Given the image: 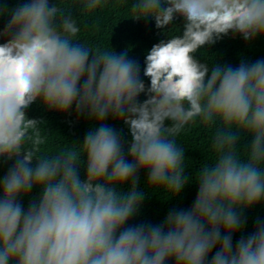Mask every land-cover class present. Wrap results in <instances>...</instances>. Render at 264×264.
Returning <instances> with one entry per match:
<instances>
[{
    "label": "clouds",
    "instance_id": "obj_1",
    "mask_svg": "<svg viewBox=\"0 0 264 264\" xmlns=\"http://www.w3.org/2000/svg\"><path fill=\"white\" fill-rule=\"evenodd\" d=\"M105 3L0 0V160L13 161L0 177V264H264V220L233 244L244 210L264 203V59L196 58L229 34L264 36V0H130V18L169 37L145 55L147 86L127 51L80 38V17ZM176 19L182 31L169 29ZM34 102L94 123L82 142L50 150L54 133L26 115ZM193 125L207 134L193 205L130 224L147 194L142 170L145 188L168 196L190 182L179 138Z\"/></svg>",
    "mask_w": 264,
    "mask_h": 264
},
{
    "label": "trees",
    "instance_id": "obj_2",
    "mask_svg": "<svg viewBox=\"0 0 264 264\" xmlns=\"http://www.w3.org/2000/svg\"><path fill=\"white\" fill-rule=\"evenodd\" d=\"M5 2L7 7L12 8L20 0H5ZM129 3L130 0H106V3L94 13L81 16L79 36L90 44L106 49L112 47L118 54L127 51L128 57L139 63L141 78L147 86L149 80L142 74L145 55L153 44L169 37L166 31L155 27L152 18H130ZM7 19L8 16L0 17V28H3ZM173 27L182 31V21L180 19L174 20L169 29ZM201 51L204 55L200 54ZM196 58L201 61L210 59L218 64L233 67L238 66L241 61L252 63L257 59H264V36H258L249 41L229 34L214 44L206 45L203 49L198 50ZM144 98L143 94L139 97L141 100ZM25 111L28 118L40 120L46 132L54 133L48 141L50 150L61 147L65 142H82L94 123L85 116H77L74 109L70 110L69 113H59L46 109L39 102H34ZM105 123L120 131L125 140L130 138L127 126L122 121L109 118ZM179 139L185 145L184 155L190 162L186 169L190 182L185 185L180 193L168 196L163 191L146 189L147 174L142 170L138 175V189L144 190L147 194L137 215L129 221L130 224L151 223L155 225L162 223L169 212L187 210L193 205L198 191L195 176L205 159L207 134L199 125H193ZM12 164L13 161L0 160V177L7 173ZM84 174L85 169L81 165L80 175L82 178ZM127 187L124 185V190H127ZM38 195L39 189L34 188L31 193L21 198L22 206L27 208L29 202L38 198ZM242 215L245 220L243 231L233 234V244L241 236L246 238L253 232L257 220H264V203H257L245 209Z\"/></svg>",
    "mask_w": 264,
    "mask_h": 264
}]
</instances>
